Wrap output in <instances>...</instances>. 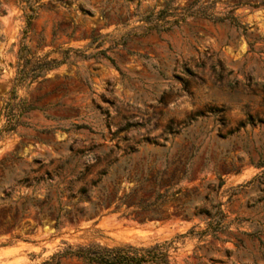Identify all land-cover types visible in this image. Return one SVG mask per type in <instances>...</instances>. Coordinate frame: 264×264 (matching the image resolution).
Listing matches in <instances>:
<instances>
[{"label": "rangeland", "instance_id": "obj_1", "mask_svg": "<svg viewBox=\"0 0 264 264\" xmlns=\"http://www.w3.org/2000/svg\"><path fill=\"white\" fill-rule=\"evenodd\" d=\"M188 1L0 0V264L155 244L167 264H264V0H240L258 7L239 28L145 33Z\"/></svg>", "mask_w": 264, "mask_h": 264}, {"label": "trees", "instance_id": "obj_2", "mask_svg": "<svg viewBox=\"0 0 264 264\" xmlns=\"http://www.w3.org/2000/svg\"><path fill=\"white\" fill-rule=\"evenodd\" d=\"M217 0H190L185 6H172L169 2L158 11L149 10L145 16L141 18L146 24L144 27L145 33L155 32L157 34L167 32L173 25H178L184 22L187 18H199L211 21L213 23L226 22L236 28L241 25L238 23L233 11L242 6H249L252 8L258 7L255 4L243 3L240 0H234L233 4L225 3L226 12L221 15H215L214 5ZM27 26L31 15L25 16ZM25 47L19 49L18 59L22 60V51ZM21 69L17 72L18 78H15L11 97L4 106L6 110L7 123L3 127V131H12L18 124V118L12 113L14 100L16 99L15 88L19 86L26 78L24 65L18 63L17 68ZM30 105H24L21 102L19 110L27 112L31 110ZM52 199L47 200L48 204ZM156 200V199H155ZM156 202V201H155ZM49 216L54 220V226L58 227L65 220L63 214V206H61L57 199V206L48 205ZM62 255H70L79 258L82 262L87 264H167V246L165 244H155L150 248H136L133 246L105 248L99 245L88 246L76 251H65Z\"/></svg>", "mask_w": 264, "mask_h": 264}]
</instances>
